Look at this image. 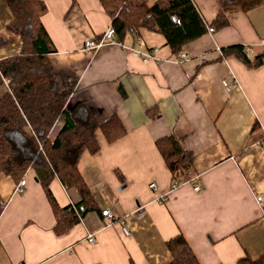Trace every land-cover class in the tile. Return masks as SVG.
Here are the masks:
<instances>
[{"label":"crops","instance_id":"obj_1","mask_svg":"<svg viewBox=\"0 0 264 264\" xmlns=\"http://www.w3.org/2000/svg\"><path fill=\"white\" fill-rule=\"evenodd\" d=\"M42 1L41 20L55 47L52 68L75 78L67 107L85 101L99 121L117 115L126 127L113 143L97 130L98 151L85 150L78 161L99 211L109 209L116 218L106 225L92 211L58 234L35 173L27 172L22 193L0 174V264H169L166 241L178 234L200 264L264 255V61L249 68L233 55L221 57V48L234 44L254 48L251 58L263 49L264 5L229 14L226 26L184 45L187 58L178 60L162 34L147 29L127 34L121 44L85 50L86 40L111 25L99 0H76L72 8L71 0ZM192 2L206 23L219 9L218 0ZM12 20L0 0V35L13 38L0 47V60L21 48L5 29ZM139 41L150 60L131 50ZM5 89L4 83L0 95ZM23 128L29 130L25 121ZM168 134L192 153L193 176L175 189L155 146ZM49 189L61 207L80 201L75 188L56 178ZM166 193L159 203L156 197Z\"/></svg>","mask_w":264,"mask_h":264},{"label":"trees","instance_id":"obj_2","mask_svg":"<svg viewBox=\"0 0 264 264\" xmlns=\"http://www.w3.org/2000/svg\"><path fill=\"white\" fill-rule=\"evenodd\" d=\"M13 20L6 30L21 40L19 53L0 60V87L8 83L0 95V174L16 185L32 170L39 181L54 216L58 234L70 230L87 213L99 211L97 203L78 171L83 151L99 149L96 131L108 143L126 134V127L117 115L99 121L85 101L68 106L75 78L57 74L49 60L55 51L41 20L46 12L42 0H4ZM111 19L116 41L142 29L162 34L172 52H179L187 43L200 38L208 28L220 29L228 24L231 13H246L264 5V0H218L219 9L206 23L192 0H99ZM76 0H71L72 8ZM100 36V35H99ZM12 37L0 35V47L9 45ZM249 46L234 44L221 48V57L235 56L247 67L255 68L264 61V47L252 58ZM26 122L29 130L23 128ZM258 126L257 122L253 128ZM155 146L172 181H190L192 153L184 149L173 134L158 138ZM119 180L123 175L115 171ZM67 188H75L80 201L66 207L58 205L49 189L53 179ZM171 254L169 264H200L187 240L178 234L166 241ZM237 264H264V255L253 260L240 257Z\"/></svg>","mask_w":264,"mask_h":264},{"label":"built area","instance_id":"obj_3","mask_svg":"<svg viewBox=\"0 0 264 264\" xmlns=\"http://www.w3.org/2000/svg\"><path fill=\"white\" fill-rule=\"evenodd\" d=\"M212 31H213V28H208V32H212ZM116 43H119V42L116 41L114 28L110 25L100 36L86 40L84 42V49L96 51L98 48H100L101 46L105 44H116ZM140 48H142V42L139 41L138 49H131V50L134 51V54L136 55L138 54L139 56H142L144 61L150 60L153 57L148 52H142ZM176 54H177L178 60H185L187 58V54L183 50H180ZM8 81H9L8 79L4 81L6 86H7ZM232 86L234 87V84L230 85V87ZM227 89H229V87H227ZM262 145L264 146V139L262 140ZM184 182H186V180L172 181L171 189H175L178 185ZM24 186H25V179L23 178L15 185L14 191L17 193H22L24 191ZM149 186H150V189L152 190H155L157 187L155 183H151ZM201 188H202L201 185L195 186L196 191L201 190ZM166 199H167V193L156 197V200L159 203L165 202ZM261 200L262 198L258 197V201H261ZM100 217H101L102 223L106 225H109L116 218L114 213L109 209L103 210L102 215ZM120 229L124 235L130 234L128 224L123 220H120ZM88 241L90 243H93L95 242V238L92 235H89Z\"/></svg>","mask_w":264,"mask_h":264},{"label":"rangeland","instance_id":"obj_4","mask_svg":"<svg viewBox=\"0 0 264 264\" xmlns=\"http://www.w3.org/2000/svg\"><path fill=\"white\" fill-rule=\"evenodd\" d=\"M248 53L254 54L255 53V49L254 48H252L251 50L248 49Z\"/></svg>","mask_w":264,"mask_h":264}]
</instances>
